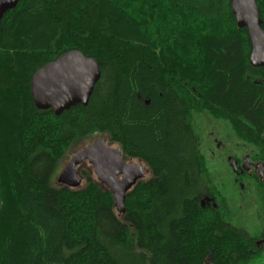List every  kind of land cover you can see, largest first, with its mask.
<instances>
[{"label": "trees", "instance_id": "1", "mask_svg": "<svg viewBox=\"0 0 264 264\" xmlns=\"http://www.w3.org/2000/svg\"><path fill=\"white\" fill-rule=\"evenodd\" d=\"M71 50L102 76L87 107L57 117L35 106L31 81ZM251 51L232 0H21L0 23V264H264V230L219 201L196 124H229L264 162V67ZM96 134L151 170L122 216L91 167L83 188L54 182Z\"/></svg>", "mask_w": 264, "mask_h": 264}, {"label": "water", "instance_id": "2", "mask_svg": "<svg viewBox=\"0 0 264 264\" xmlns=\"http://www.w3.org/2000/svg\"><path fill=\"white\" fill-rule=\"evenodd\" d=\"M21 0H0V23L4 16L18 7ZM232 11L240 29H247L252 51L250 64L254 68L264 67V29L257 0H232ZM102 76L97 60L85 56L79 50H71L56 60L41 67L31 81L32 96L39 110H51L59 117L64 112L82 105L87 107L96 85ZM88 163L97 181L107 188L115 200L117 214L126 213L129 192L145 177L143 164L128 163L121 148H111L108 141L98 139L89 148L76 153L58 176V184L78 189L83 178L79 168ZM235 172L236 163L232 162ZM260 179H264V165L259 166ZM206 202H215L207 196ZM217 208L218 205L214 203ZM261 243V242H259Z\"/></svg>", "mask_w": 264, "mask_h": 264}, {"label": "rangeland", "instance_id": "3", "mask_svg": "<svg viewBox=\"0 0 264 264\" xmlns=\"http://www.w3.org/2000/svg\"><path fill=\"white\" fill-rule=\"evenodd\" d=\"M196 124L202 132V153L206 158L210 173L215 178V186L218 187L221 194L219 201L222 200L224 204H227V209L230 211L234 223H241L253 235L261 234V231L264 230V185L259 180L264 183V179L261 180L260 174L256 176V173L259 166L264 165V162L258 158L252 145L237 138L229 124L216 121L203 114L196 117ZM103 138L107 139L111 148L119 147L111 143L107 136L100 134L75 144L60 164L54 176L55 184L60 185L57 182L58 176L76 153L89 148L98 139ZM248 161L255 164L251 174L246 176L241 172L239 174L236 172L242 178L236 177L233 174L232 162H235L236 167H239L240 170L242 165ZM133 162L139 163L138 161ZM90 167L88 163H85L79 168L80 175L83 178L80 188L86 185V178L83 177L82 171ZM93 176L96 178L94 174ZM149 177L150 173L147 174L146 179ZM259 240L261 244H264V234Z\"/></svg>", "mask_w": 264, "mask_h": 264}, {"label": "flooded vegetation", "instance_id": "4", "mask_svg": "<svg viewBox=\"0 0 264 264\" xmlns=\"http://www.w3.org/2000/svg\"><path fill=\"white\" fill-rule=\"evenodd\" d=\"M107 140V139H106ZM117 145V144H116ZM118 148H120V147H118ZM128 163H131V164H143V166H144V170H145V177H144V179H142L141 181H143V180H145L146 179V177H147V174H149L150 173V177H151V170H150V168H149V166L145 163V162H143L142 160H139V159H131V158H128V159H125ZM133 161H138L139 163H134ZM244 162V161H243ZM242 162V163H243ZM242 165V164H241ZM255 164H253V162L251 163V162H246L244 165H242V168L239 170V167L237 168L238 169V174H239V172H241L243 175H246V176H249L250 174H251V170H252V168H253V166H254ZM147 168V169H146ZM259 169L257 170V173H256V176H259ZM149 177V178H150ZM148 178V179H149ZM264 245V244H263Z\"/></svg>", "mask_w": 264, "mask_h": 264}]
</instances>
